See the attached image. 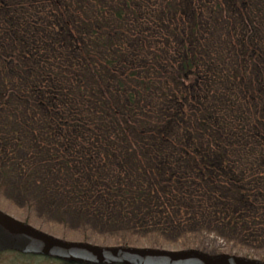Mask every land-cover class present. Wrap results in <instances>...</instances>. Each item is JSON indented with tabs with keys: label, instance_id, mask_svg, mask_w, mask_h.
<instances>
[{
	"label": "trees",
	"instance_id": "trees-1",
	"mask_svg": "<svg viewBox=\"0 0 264 264\" xmlns=\"http://www.w3.org/2000/svg\"><path fill=\"white\" fill-rule=\"evenodd\" d=\"M1 197L264 263V0H0Z\"/></svg>",
	"mask_w": 264,
	"mask_h": 264
},
{
	"label": "water",
	"instance_id": "water-1",
	"mask_svg": "<svg viewBox=\"0 0 264 264\" xmlns=\"http://www.w3.org/2000/svg\"><path fill=\"white\" fill-rule=\"evenodd\" d=\"M3 251L86 264H264L233 256L208 258L193 250L174 252L66 243L0 213V252Z\"/></svg>",
	"mask_w": 264,
	"mask_h": 264
},
{
	"label": "rangeland",
	"instance_id": "rangeland-1",
	"mask_svg": "<svg viewBox=\"0 0 264 264\" xmlns=\"http://www.w3.org/2000/svg\"><path fill=\"white\" fill-rule=\"evenodd\" d=\"M192 1L194 2V4H197V6L200 3V0ZM0 203L7 206L6 208L9 209V211H7L0 208V213L22 224L27 219L28 225H30L29 227L62 242L88 244L103 248L114 247L112 245H98L97 243H103L108 239L95 235L91 228H89L88 226H84V224L80 222L74 221L73 215L68 214L67 216H62V218H59V220H53L41 217L40 214H37L34 208H28L25 205H20L19 207L17 206V208L14 206H8L6 204L7 201L5 202L3 197L0 198ZM140 242L141 243L139 244H143L145 242L144 237H140ZM176 244H182V241H169L166 242L165 245L166 247H170ZM196 244L202 248V251L198 250L200 254L208 258H214L218 256H228L232 242L228 239H222L221 237L214 234L203 233L200 238L197 239ZM164 251L174 250H171L169 248ZM230 255L234 256V254ZM251 260L258 261L257 258ZM0 264H63V262L42 256L22 255L13 251H6L0 253Z\"/></svg>",
	"mask_w": 264,
	"mask_h": 264
}]
</instances>
